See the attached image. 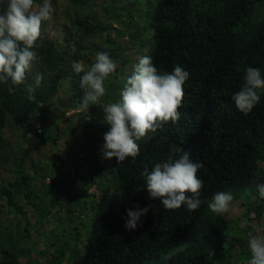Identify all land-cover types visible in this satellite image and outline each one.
<instances>
[{
  "label": "trees",
  "instance_id": "obj_1",
  "mask_svg": "<svg viewBox=\"0 0 264 264\" xmlns=\"http://www.w3.org/2000/svg\"><path fill=\"white\" fill-rule=\"evenodd\" d=\"M148 5L152 8V35L138 45L149 46L147 55L159 71H171L178 63L189 72L183 86L182 117L176 125L169 122L159 129L153 139L139 142L136 158L120 163L112 158L116 185L111 191L108 185L101 188L84 251L69 264H216L219 260L230 264L236 248L242 253L246 250L248 237L224 213L211 212L207 200L217 191H230L233 201L240 199L245 207L241 218L247 222L255 218L264 225V201L259 200L255 189L256 183H264V168L260 165L264 161V90L260 92V102L246 115L231 100L247 66L260 68L264 75V0H149ZM4 7L6 3L0 4V10ZM69 7L66 16L70 26L64 27L63 43L47 41L41 35L37 41L38 73L43 80L31 93L35 100L27 98L28 86L35 77L32 71L13 94L0 86V159L5 158V129L9 124L28 126L36 114L44 134L36 148L49 141L55 144L53 128L57 120L63 119L46 108L57 94L60 81L66 77L70 80L72 95L80 103L85 91L80 87L82 73H74L72 62L88 52L83 42L89 33L116 34L113 27L101 26L94 15H83L88 8L86 0H70ZM104 10L117 23L122 21L118 19L119 12L112 13L118 10L114 4ZM106 39V51L114 54L113 39ZM137 39L131 35L136 44ZM82 135L96 137L89 125L84 126ZM161 136L166 139L161 141ZM173 145L188 151L203 165L197 175L203 180L204 203L191 212L183 206L166 210L143 190L144 168L151 169L154 163L166 159ZM16 166L12 181L6 186L0 181V196H5L7 205L26 218L16 196L21 195L35 209L47 197L39 196L35 177L24 173L23 161H17ZM103 170L100 165L95 176L99 177ZM64 182V178L54 176L48 187L50 197L59 193L54 186ZM137 206L149 210L134 231L125 230L126 211ZM65 246L63 241L56 257L36 264H64ZM17 258L16 252L4 249L0 264H25ZM241 260L247 259L242 256Z\"/></svg>",
  "mask_w": 264,
  "mask_h": 264
},
{
  "label": "rangeland",
  "instance_id": "obj_2",
  "mask_svg": "<svg viewBox=\"0 0 264 264\" xmlns=\"http://www.w3.org/2000/svg\"><path fill=\"white\" fill-rule=\"evenodd\" d=\"M148 2L149 0H86L88 8L83 11V15H94L101 26L105 29L113 27L116 34L112 32L110 35L104 33L100 36L89 33L83 42L88 52L83 53L78 61L84 63L86 70L95 62L97 52L106 51L109 44L106 38L110 37L116 51L109 55L115 61L116 68L104 81V96L96 105L90 104L86 114H81L79 110L80 103L72 95L70 80L66 77L60 81L57 94L46 108L63 119L59 122L57 120L53 128L55 144L49 141L36 148V143L44 135L39 127L37 114L28 126L18 128L9 124L5 129L6 148L5 158L0 159V181L5 186L12 181L16 162L22 160L24 173L35 177L34 186L38 189L39 196L47 198L35 209L18 194L16 197L20 211L26 214V218H23L22 214L7 205L5 196H0V256L7 249L17 253L19 262L36 264L42 259L56 257L65 241L66 253L62 260L64 264H69L84 251L85 237L101 199V188L103 190L108 185L111 191L116 185L112 173V158L103 159L101 156L103 135L108 129L102 122V110L107 103L119 100L120 89L133 65L140 56L147 55L149 46L141 48L138 44L152 35L149 25L152 8ZM3 3L6 0H0V4ZM113 4L118 9L113 10V15L119 12L118 19L122 20L119 23L113 19L112 14L104 10ZM53 6L54 18L41 23V38L60 44L64 39V27L70 26L66 16V12L70 10V0H55ZM131 35L138 38L137 44L131 40ZM31 71L32 76L38 73L39 59L33 63ZM88 125L94 132L95 139H91L90 135H82L84 126ZM100 165L104 166V170L96 177L94 171ZM260 165L264 168V161ZM56 175L64 178L65 182L54 186V191L59 193H53L51 198L48 187ZM244 212L245 207L237 199L231 202V207L224 216L228 221L234 220L240 231L245 232L248 237L249 232L254 233L260 221L252 218L242 228L241 222L244 220L241 217ZM242 256L246 259L249 256L247 242L243 253L239 248L233 251L230 264H246V261L242 262ZM216 264L226 262L219 260Z\"/></svg>",
  "mask_w": 264,
  "mask_h": 264
},
{
  "label": "clouds",
  "instance_id": "obj_3",
  "mask_svg": "<svg viewBox=\"0 0 264 264\" xmlns=\"http://www.w3.org/2000/svg\"><path fill=\"white\" fill-rule=\"evenodd\" d=\"M52 0H6L0 10V86L9 94L26 83L27 74L38 59L36 49L41 35L42 21L54 18ZM74 73L80 74V87L84 89L79 110L86 114L89 105H96L105 94V79L114 72L115 61L107 51L96 53L95 62L87 67L82 61H73ZM189 72L181 64H174L171 71H159L150 55H142L133 65L119 92V100L103 107L102 122L108 126L103 135L101 156L115 158L117 163L136 158L140 152L139 141L146 143L171 122L176 125L182 117L180 109L185 97L184 84ZM43 76L37 73L28 86V100L39 87ZM264 90V75L258 67L247 66L239 89L232 93L231 100L242 114H248L261 99ZM90 119V117H87ZM166 138L161 136L160 140ZM202 163L193 159L188 151L175 145L170 147L166 159L154 163L142 172L143 190L150 200L158 201L166 210H197L201 200L203 180L197 175ZM259 200L264 201V183L255 185ZM257 196H252L253 200ZM233 201L230 191H217L208 200V209L216 215L228 212ZM148 207L128 209L124 228L134 231ZM241 222V227L247 226ZM249 256L246 264H264V226L257 225L247 239Z\"/></svg>",
  "mask_w": 264,
  "mask_h": 264
}]
</instances>
